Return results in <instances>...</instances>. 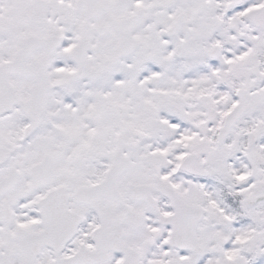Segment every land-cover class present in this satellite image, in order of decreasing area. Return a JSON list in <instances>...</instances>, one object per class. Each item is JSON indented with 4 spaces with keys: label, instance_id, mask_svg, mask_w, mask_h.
<instances>
[{
    "label": "snow or ice",
    "instance_id": "obj_1",
    "mask_svg": "<svg viewBox=\"0 0 264 264\" xmlns=\"http://www.w3.org/2000/svg\"><path fill=\"white\" fill-rule=\"evenodd\" d=\"M0 264H264V0H0Z\"/></svg>",
    "mask_w": 264,
    "mask_h": 264
}]
</instances>
